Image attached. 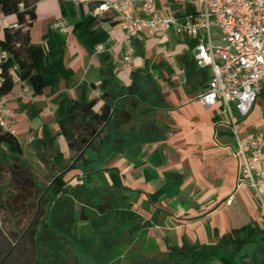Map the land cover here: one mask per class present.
<instances>
[{
    "label": "crops",
    "instance_id": "crops-1",
    "mask_svg": "<svg viewBox=\"0 0 264 264\" xmlns=\"http://www.w3.org/2000/svg\"><path fill=\"white\" fill-rule=\"evenodd\" d=\"M157 4L163 14L196 9L176 0ZM69 6L65 15L58 0L37 3L30 34L34 44H42L53 24L66 18L64 63L74 75L34 100L23 94V87L31 89L28 83L15 85L8 96L10 128L24 155L15 163L0 145V178L8 166L14 173L28 170L48 186L60 175L51 160L58 152L67 165L77 164L66 172V193L46 203L37 228L67 240L61 264H180L187 246L219 247L205 264H229L228 249L247 244H256L264 258V206L252 190L236 191L242 155L240 161L235 156L264 135V80L253 112L244 119L234 112L235 135L221 104L206 109L199 101L212 70L198 66L195 40L144 32L132 40L134 54L127 62L124 31L104 14L95 17L94 29L106 35L100 44L107 52L95 55L73 32L94 7L74 10L72 17ZM136 9L146 18L141 0ZM63 101H96L97 110L112 106L111 121L78 163L76 141L60 134ZM247 226L254 228L256 242L236 233Z\"/></svg>",
    "mask_w": 264,
    "mask_h": 264
},
{
    "label": "built area",
    "instance_id": "built-area-1",
    "mask_svg": "<svg viewBox=\"0 0 264 264\" xmlns=\"http://www.w3.org/2000/svg\"><path fill=\"white\" fill-rule=\"evenodd\" d=\"M46 0H38L37 3ZM70 5L79 13L83 7L93 6L94 17L111 14L124 31L121 44L125 50V61L130 62L134 54L132 40L144 32L155 36L157 33L174 32L195 40V58L201 68L210 67L212 77L208 89L199 97L204 108L209 109L221 104L223 113L229 118L231 131L238 135L236 112L240 118H247L261 95L264 80V0H176L180 5L196 6L191 12L176 13L171 9L163 14L157 0H141L142 18L136 9L139 0H58ZM24 9L23 3L19 5ZM16 30L18 22L12 23L0 13V65L10 55L1 46L3 28ZM213 28L220 30V36H214ZM52 30L67 36L69 23L61 18L53 24ZM218 41V43H216ZM107 52L104 44H98L95 55ZM16 65L10 69L15 85H23ZM3 77L0 72V88ZM23 94L30 100L35 95L28 87ZM23 95H19L22 97ZM8 97L0 96V134L10 128V109ZM236 191L252 190L255 197L264 206V135L252 138L247 144V152L241 146V152L235 154L240 161ZM235 195H231L227 204H233Z\"/></svg>",
    "mask_w": 264,
    "mask_h": 264
},
{
    "label": "trees",
    "instance_id": "trees-1",
    "mask_svg": "<svg viewBox=\"0 0 264 264\" xmlns=\"http://www.w3.org/2000/svg\"><path fill=\"white\" fill-rule=\"evenodd\" d=\"M38 0H0V13L10 20H15L20 25L19 29L10 30L3 28L1 33V46L6 50L10 57L0 65L3 83L0 88V96L8 97L15 84L10 76V69L14 66L19 67V77L23 83H28L35 96H41L47 89H54L61 79H70L74 73L67 68L64 63V51L66 47V36L50 29L44 37V43L34 44L31 40L30 29L37 19L36 7ZM23 3L24 9L20 10L19 5ZM63 13L67 15L66 4L61 2ZM71 16L76 14L73 7L69 6ZM96 18L93 16L85 17L73 25V32L88 47L95 49L96 46L105 40L106 35L94 29ZM96 101H63L57 112L58 124L61 135L72 141H76L78 147V163L85 155L86 151L92 149L95 141L101 136L103 126L111 121L112 106L104 104L99 110L95 108ZM0 145L4 146L7 153L11 155L13 161L18 163L24 155V149L18 138L8 132L0 134ZM53 167L60 174L50 183L43 186L28 171L22 170L20 175L26 180L27 186L34 188L39 196L43 197L49 205L60 199L67 191L66 172L74 170L77 164L67 165L62 153L58 152L51 158ZM13 168L18 170L17 165ZM29 190L28 187L24 188ZM47 192V193H46ZM44 193L46 195L44 196ZM40 204L36 207L33 219L36 221L40 217ZM236 233H244L248 241L256 242L254 238L255 230L252 226H247ZM40 236L36 239V253L40 251ZM219 247H185L179 254L180 264H205L218 255ZM236 255H232L227 260L229 264ZM244 260V258H242ZM239 264H244L240 263Z\"/></svg>",
    "mask_w": 264,
    "mask_h": 264
},
{
    "label": "rangeland",
    "instance_id": "rangeland-1",
    "mask_svg": "<svg viewBox=\"0 0 264 264\" xmlns=\"http://www.w3.org/2000/svg\"><path fill=\"white\" fill-rule=\"evenodd\" d=\"M212 33L214 36H220L221 32L219 29L213 28ZM25 187L29 189L26 180L23 179V175L14 173L12 169L6 166L0 178V226L4 240L8 241V238L14 239L25 232L32 221H34L33 216L39 203L40 217L34 222L33 228L25 233L23 242L27 241L29 243L27 246L30 248L35 260L33 264H61V260L67 255L66 249L70 248L66 244L67 240L57 237L44 229L37 232L39 230L37 228H41V220L46 211V201L43 197L39 200V196L33 187H30L29 190H25ZM14 230H18V232L16 234L13 233ZM34 234H37L38 237L40 236L42 240L39 251V254L42 255L41 261H39L36 254ZM33 247H35V252ZM241 247L237 249L231 248L227 251L228 255H236L232 261L234 264L243 263V261L244 264H247L248 260H252L251 264H261L264 261L263 254H261L260 248L256 244H247ZM242 258L245 260H241ZM63 262L65 261L63 260Z\"/></svg>",
    "mask_w": 264,
    "mask_h": 264
},
{
    "label": "flooded vegetation",
    "instance_id": "flooded-vegetation-1",
    "mask_svg": "<svg viewBox=\"0 0 264 264\" xmlns=\"http://www.w3.org/2000/svg\"><path fill=\"white\" fill-rule=\"evenodd\" d=\"M34 222L35 221H32L30 226L24 233H22V235L14 239L8 238V241L4 240L3 231L0 226V264H33L35 260L30 252V248L27 246L29 243L27 241L23 242V239L25 233L29 232L30 229L33 228ZM17 232L18 230H14L13 233L16 234ZM33 248L35 252V247ZM37 256L39 261H41L42 255L37 254Z\"/></svg>",
    "mask_w": 264,
    "mask_h": 264
}]
</instances>
